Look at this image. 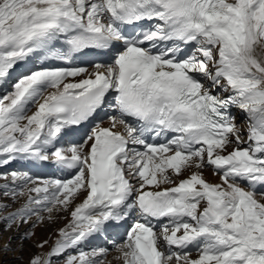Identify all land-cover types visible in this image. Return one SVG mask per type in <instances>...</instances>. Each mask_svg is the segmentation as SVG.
Returning a JSON list of instances; mask_svg holds the SVG:
<instances>
[{
    "label": "snow or ice",
    "instance_id": "1",
    "mask_svg": "<svg viewBox=\"0 0 264 264\" xmlns=\"http://www.w3.org/2000/svg\"><path fill=\"white\" fill-rule=\"evenodd\" d=\"M8 84L0 166L53 171L0 176V254L112 264L130 221L121 264H264V0H0Z\"/></svg>",
    "mask_w": 264,
    "mask_h": 264
},
{
    "label": "bare ground",
    "instance_id": "2",
    "mask_svg": "<svg viewBox=\"0 0 264 264\" xmlns=\"http://www.w3.org/2000/svg\"><path fill=\"white\" fill-rule=\"evenodd\" d=\"M90 60H92V59H90ZM93 60H95V59H93ZM40 66V62L39 61H36L35 62V65H33L32 63H26V64H24V65H21L20 66V68H19V71L21 72V73H23L24 71H25V69L26 68H33V69H35V68H38ZM2 86L3 85H0V89L2 88ZM4 87V86H3ZM240 115L241 114H239V117H240ZM104 125L105 126H107V120L106 121H104ZM243 126H245L246 127V121H244V124H242ZM16 165H27V162H25V161H14V162H11V163H9L8 165H6V166H0V168H3V169H7L6 171H8V169L10 170V169H13ZM26 168H27V171H30V173L31 174H41L42 176H45V177H51V174L52 173H50L49 171H50V169H47V168H44V169H39V168H37V169H29L27 166H26ZM58 175L57 176H60V175H62V174H60V173H57ZM205 176H206V178H208L210 181H212V182H219V177L218 176H214L213 175V173H212V170L211 169H206L205 170ZM181 178H183V177H181ZM3 182L5 183V181L3 180ZM1 185H3V184H1ZM77 202H79V201H77ZM61 215H63V214H61ZM70 219V218H69ZM68 221L67 220H64V219H59V220H57V221H55V224L53 225L54 226V228L52 229V233H50L49 235H44V234H41V235H37L36 236V241H40V240H44V239H49V247L51 246V244H52V242L56 239V236H55V232H56V230L57 229H59V228H61V227H64V225L67 223ZM42 227V226H41ZM46 227H47V225H46ZM48 227H49V224H48ZM42 229V228H41ZM47 229V228H46ZM43 230V229H42ZM48 231V230H47ZM39 232V228H37L36 229V233H38ZM41 232V231H40ZM49 232V231H48ZM100 237H101V235L99 236V237H97V238H94V240H97V241H99L100 240ZM35 242V241H34ZM49 250V248H45L44 249V251H48ZM34 251H35V253H37L39 250L37 249V248H35L34 249ZM115 255H117V253L115 252V250L109 255V257H108V259L109 260H112V264H121V262H119V261H116V260H113V257L115 256Z\"/></svg>",
    "mask_w": 264,
    "mask_h": 264
},
{
    "label": "rangeland",
    "instance_id": "3",
    "mask_svg": "<svg viewBox=\"0 0 264 264\" xmlns=\"http://www.w3.org/2000/svg\"><path fill=\"white\" fill-rule=\"evenodd\" d=\"M239 118V117H238ZM237 118V119H238ZM237 121H239V119L237 120ZM241 125L243 124V122H239ZM7 169H3V168H0V176H3V175H5V174H9V173H11L12 171H27V170H25L24 168H23V166H20V165H16L13 169H10V170H8V171H6ZM31 174V173H30ZM1 184H4V182H3V179H0V185ZM55 224V222H53V223H51V224H49V227H48V224H46L47 225V227H46V225H44V226H42V227H39V232L38 233H36L37 235L39 234V235H41V234H44V235H49L50 233H52V229L54 228V225ZM3 227V225H0V228H2ZM43 230H42V229ZM47 228V229H46ZM49 232H48V231ZM41 231V232H40ZM17 233H15L14 231L13 232H5L4 233V239H5V241L8 239V237H10V236H13V235H16ZM36 235V236H37ZM0 243H2V242H0ZM33 244H34V241H30V242H28L27 244H26V246H25V250H24V252L22 253V255H23V259L22 260H14L13 259V257L14 256H19V255H21V253H19V252H16V253H9L8 255H6V256H4L3 254H0V259H3V260H5V261H10L11 262V264H28V260H29V258L32 256V255H34V254H36L35 253V251H34V249H35V247L33 246ZM14 247H15V245H13Z\"/></svg>",
    "mask_w": 264,
    "mask_h": 264
}]
</instances>
